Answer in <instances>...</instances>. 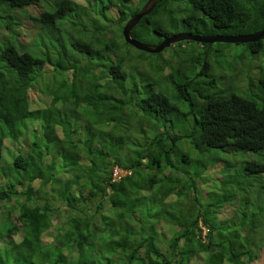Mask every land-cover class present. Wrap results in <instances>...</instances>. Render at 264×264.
<instances>
[{
  "label": "trees",
  "instance_id": "1",
  "mask_svg": "<svg viewBox=\"0 0 264 264\" xmlns=\"http://www.w3.org/2000/svg\"><path fill=\"white\" fill-rule=\"evenodd\" d=\"M36 1L0 0V152L4 139H19L23 146L9 164L0 160L4 175L0 208L11 203L0 213L4 216L0 219V264H194L192 258L201 259L200 264H245L237 262L244 252L238 234L226 238L227 250L221 231L226 228L219 227L213 234L199 210L194 213L190 206L182 209L179 205L177 215L175 208L161 202H169L167 196L174 192L177 197L182 194L181 199L186 197L184 205L189 203L192 182H182L172 164L173 140L180 137L173 127L178 123L181 127L192 124L193 133L206 146L264 153V35L242 43L263 61L258 78L244 86L248 92L224 90L212 86V81L200 83L198 76L208 65L205 58L194 77L173 84L174 94L163 87L152 89L149 81L142 91L135 82H123L122 58L110 60L121 47L116 33L95 42L70 38L69 46L86 57L84 67L93 61L103 66L93 73H103L105 80L83 86L79 81L78 88L71 86L69 99L63 94L62 101H56L60 105L50 100L34 109L28 91L42 73L43 59L21 44H12L8 30L18 23L20 14L58 40L49 27L51 22L82 6L75 0H53L38 15L11 11ZM91 1L86 0L87 4ZM106 1L114 4L116 0ZM117 1L121 28L144 0L131 8L130 0ZM162 1L131 27L132 38L143 36V24ZM184 1L188 8L182 10V23L188 29L202 28L204 34H244L264 24V0ZM151 30L168 35L160 25L154 24ZM201 45L205 48L206 43ZM56 50L53 67L83 73L78 56L66 57L62 47ZM102 60L108 63L102 65ZM188 92L194 93L192 98ZM177 101L184 103L185 110ZM138 112L141 116L129 123L121 121ZM26 118L36 121L37 134L31 137L26 135ZM148 123H154L153 135ZM114 165L126 170L117 179L111 177ZM56 214L63 220H56L54 226Z\"/></svg>",
  "mask_w": 264,
  "mask_h": 264
},
{
  "label": "rangeland",
  "instance_id": "2",
  "mask_svg": "<svg viewBox=\"0 0 264 264\" xmlns=\"http://www.w3.org/2000/svg\"><path fill=\"white\" fill-rule=\"evenodd\" d=\"M52 1L37 0L31 5L12 7L11 11H19V13L28 11L32 15H38L41 10L48 9ZM75 1L82 6L66 11L49 26L54 29L56 36L58 35V40L53 39L45 29H39L38 22L20 14L16 19L18 23L8 30L11 33L9 40L12 44H21L30 54L43 59L42 73L36 77L28 91L29 103L31 99L34 109L39 107L40 102L43 103V106H46L47 102L49 104L50 100L53 101V104L57 100L61 102L60 97L63 94L68 96L66 99H69L71 86L78 88L79 81L83 86L84 84L101 83L105 80L106 76L103 73L99 76L93 73L95 70L97 72L99 68L102 69L103 66L97 65L93 61L90 63L91 65L84 67L86 57L83 56V58L69 46L70 38L95 42L100 37L104 41L108 35L116 33L121 47L111 55L110 60L115 61L122 58L121 68L126 72L123 82L125 84L135 82L137 86L139 85V91H142V87L149 81L153 83L152 89L158 90V87H163L167 92L174 94L173 84L194 77L205 58L208 64L207 69L198 76V81L202 84L212 81V86L215 84L225 87L224 90L230 88L233 92H248L244 87L245 84L247 85L249 80L257 79L259 76L257 71L259 64L263 63L262 56L259 54L255 56L242 43L214 41L204 48L200 42L183 39L175 41L157 52H142L121 41V28L117 24V6L119 5L117 0L115 6L112 3L107 4L106 0H90L89 4L86 0ZM139 1L130 0L131 4L128 6L134 7L139 4ZM187 8L188 5L184 0L162 1L160 6L150 13L147 23L143 24V28L145 27L143 36L137 37L136 40L149 45L156 44L159 38L161 40L163 37L151 30L154 24L160 25V29L168 34L191 32L203 35L202 28L188 29L182 23V10ZM126 16L128 17V14ZM206 21L208 23V19ZM135 27L139 28L140 24ZM60 47L67 55L66 57L78 56L80 68L82 66L84 68L83 73L78 74L71 70L62 71L60 68L53 67L54 59L52 57L57 53L56 49ZM197 56H200L199 61H197ZM107 63L108 61H101L102 65ZM109 78L106 81H109ZM253 87L255 90V86ZM53 91L55 93H52ZM52 94L55 95V99H51ZM188 95L192 98L194 93L188 92ZM59 102L55 105H60ZM177 106L183 110L186 107L182 101H177ZM140 116L141 114L138 112L130 115L128 120L127 116L122 117L121 121L124 123V119H126L125 121L129 123L130 119ZM26 119L24 120L27 123L26 135L31 137L34 132L37 134V131L34 130L36 121L32 118ZM145 121L146 118L143 115V125L146 123ZM153 124L148 123L147 125L150 127V135H153L151 128ZM191 125L181 127L178 123L173 127V132L180 137L173 140L172 152L175 157L172 161L174 171L179 174L182 182L188 180L192 182L189 187L191 193L188 195L190 205L189 203L184 205L186 197L181 199L182 194L177 197L174 192L167 196L170 201L163 200L161 205L175 208L177 215L179 205H182L180 206L182 209L190 206L194 213L199 210L204 221L210 224L213 234L218 231L219 227L226 228L221 231L225 233L223 247H226L227 250L229 242L226 238L228 236L235 237L238 234L237 240L243 244L244 252L237 257V262L240 260L245 264H264V153L261 150L253 153L241 149L232 150L206 146L199 141L198 135L193 133ZM20 146L19 139L14 141L4 139L0 160L9 164L14 154L23 151L21 149L23 146ZM255 154L262 155V157ZM155 171L156 168H153L152 172ZM3 177L4 175L0 174V181L3 180ZM36 184L33 182V186ZM8 207H11V203L1 207L0 213ZM58 216L56 214L53 219L54 226L63 220L62 215ZM3 218L4 216L0 215V219ZM204 231L202 227L201 236ZM192 260L194 264L202 263L201 259L192 258Z\"/></svg>",
  "mask_w": 264,
  "mask_h": 264
},
{
  "label": "water",
  "instance_id": "3",
  "mask_svg": "<svg viewBox=\"0 0 264 264\" xmlns=\"http://www.w3.org/2000/svg\"><path fill=\"white\" fill-rule=\"evenodd\" d=\"M158 0H144L138 10L129 16L121 26V35L125 42L132 45L136 49L146 52H157L169 44L183 39L194 40L200 43H206L209 46L214 41L221 42H238L244 43L254 41L264 35V24L257 31L244 33V34H193L191 32H179L175 34H168L164 36L154 45L142 43L130 36L131 27L138 22V20L145 14H147Z\"/></svg>",
  "mask_w": 264,
  "mask_h": 264
},
{
  "label": "built area",
  "instance_id": "4",
  "mask_svg": "<svg viewBox=\"0 0 264 264\" xmlns=\"http://www.w3.org/2000/svg\"><path fill=\"white\" fill-rule=\"evenodd\" d=\"M126 172V170L114 165L111 169V177L112 179H117L121 175H123Z\"/></svg>",
  "mask_w": 264,
  "mask_h": 264
},
{
  "label": "clouds",
  "instance_id": "5",
  "mask_svg": "<svg viewBox=\"0 0 264 264\" xmlns=\"http://www.w3.org/2000/svg\"><path fill=\"white\" fill-rule=\"evenodd\" d=\"M114 4L116 5V2L114 1Z\"/></svg>",
  "mask_w": 264,
  "mask_h": 264
},
{
  "label": "flooded vegetation",
  "instance_id": "6",
  "mask_svg": "<svg viewBox=\"0 0 264 264\" xmlns=\"http://www.w3.org/2000/svg\"><path fill=\"white\" fill-rule=\"evenodd\" d=\"M141 5H142V4H141ZM141 5H140V6H141Z\"/></svg>",
  "mask_w": 264,
  "mask_h": 264
}]
</instances>
